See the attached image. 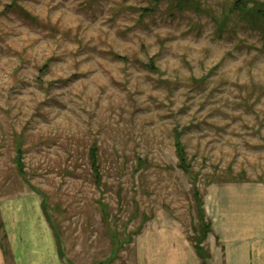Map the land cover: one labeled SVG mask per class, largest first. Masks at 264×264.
<instances>
[{
    "label": "rangeland",
    "instance_id": "374dc122",
    "mask_svg": "<svg viewBox=\"0 0 264 264\" xmlns=\"http://www.w3.org/2000/svg\"><path fill=\"white\" fill-rule=\"evenodd\" d=\"M13 1L32 21L4 11ZM196 1L199 13L175 0H0V198L46 203L63 264H147L149 238L162 232L194 249L198 217L174 130L203 200L264 187V40L241 23L216 36L212 15L230 0Z\"/></svg>",
    "mask_w": 264,
    "mask_h": 264
},
{
    "label": "crops",
    "instance_id": "0c3cea01",
    "mask_svg": "<svg viewBox=\"0 0 264 264\" xmlns=\"http://www.w3.org/2000/svg\"><path fill=\"white\" fill-rule=\"evenodd\" d=\"M204 209L212 225L207 264H264V187H229L206 193ZM0 264H63L54 234L34 193L0 198ZM147 264H202L179 234L149 238ZM155 246V247H154Z\"/></svg>",
    "mask_w": 264,
    "mask_h": 264
},
{
    "label": "trees",
    "instance_id": "16d2710c",
    "mask_svg": "<svg viewBox=\"0 0 264 264\" xmlns=\"http://www.w3.org/2000/svg\"><path fill=\"white\" fill-rule=\"evenodd\" d=\"M162 0H152L154 3L153 5L159 3ZM174 9L178 11H183L185 7H192L196 12H201L202 8L199 6V3L196 0H175ZM8 10H14L18 12L20 15H23L26 19H30L32 21L33 18L27 15L26 12H24L18 4L13 1L11 4L6 5L4 7V11ZM143 13L151 12L152 7L149 8H143ZM212 19L215 22V33L216 36L222 37V33H224L225 29L232 25L236 26L240 23L243 24V27L246 29H250L252 31L258 32L261 37L264 40V0H230L229 3L226 6H223L220 13L216 14L214 13L212 15ZM116 58L123 59L121 56L115 55ZM47 64H44L40 68V73H43L44 69H47ZM155 70L153 59H150L147 67ZM173 140H174V148H175V154L178 159V168L183 171L185 174L189 175L191 182H192V196L195 203V208L197 212L198 217V234L194 238L195 243L193 244V247L199 256V258L202 261V264H206V260L210 258V253L207 250H204L201 246V244L206 240L209 233L212 232V225L211 222L208 220L206 221V212L204 209V194H201L199 189L197 188L195 184V178L197 173L193 172L191 164L189 163L187 159V153L185 151V147L182 144L181 140L179 139V132L177 130H174L173 132ZM99 147L96 143L92 144L89 147L88 150V161L90 165L91 174L94 180V183L96 186H100L102 182V174L100 172V166H99V157H98ZM23 153L20 145L17 143L16 145V157L15 160L17 169L20 174L23 176L26 175V173L23 171L24 165L21 163L19 157ZM145 164V162L138 158V167H142V165ZM32 190L36 192L39 195H44L37 189L33 188ZM42 208L44 210V213L46 215L47 221H49V216L45 210L46 203L42 200ZM102 211H103V218L106 220L108 217L107 213V205H102ZM55 236V235H54ZM55 238H57L55 236ZM6 236L3 234L0 236V245L2 247V250L7 253V247L5 242ZM56 242L57 239H56ZM58 250L60 256H62V251L60 246L58 245Z\"/></svg>",
    "mask_w": 264,
    "mask_h": 264
}]
</instances>
